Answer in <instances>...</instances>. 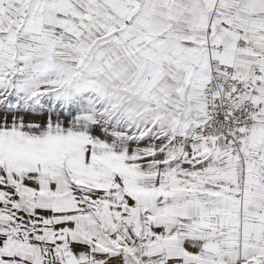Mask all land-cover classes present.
Instances as JSON below:
<instances>
[{
    "label": "snow or ice",
    "instance_id": "1",
    "mask_svg": "<svg viewBox=\"0 0 264 264\" xmlns=\"http://www.w3.org/2000/svg\"><path fill=\"white\" fill-rule=\"evenodd\" d=\"M0 264H264V0H0Z\"/></svg>",
    "mask_w": 264,
    "mask_h": 264
}]
</instances>
